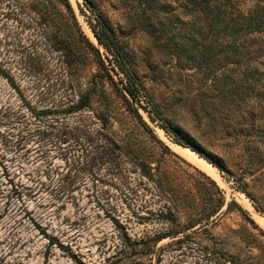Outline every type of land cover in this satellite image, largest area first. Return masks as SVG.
I'll list each match as a JSON object with an SVG mask.
<instances>
[{
    "label": "rangeland",
    "instance_id": "obj_1",
    "mask_svg": "<svg viewBox=\"0 0 264 264\" xmlns=\"http://www.w3.org/2000/svg\"><path fill=\"white\" fill-rule=\"evenodd\" d=\"M157 1L181 41L193 17L180 0ZM99 8L123 22L122 6ZM92 22L82 0H0V68L11 78L0 75V264H264V118L259 142L193 114L192 101L212 99L211 75L184 68L145 27L123 33L140 82L132 98ZM139 105L224 169L173 142Z\"/></svg>",
    "mask_w": 264,
    "mask_h": 264
},
{
    "label": "trees",
    "instance_id": "obj_2",
    "mask_svg": "<svg viewBox=\"0 0 264 264\" xmlns=\"http://www.w3.org/2000/svg\"><path fill=\"white\" fill-rule=\"evenodd\" d=\"M103 1H109L112 6L118 4L123 7L120 14L124 18L122 23L114 21L115 25L111 24L106 13L99 8ZM82 2L94 17L90 28L96 42L111 55L112 61L124 70L127 79L123 81L122 89L129 96L134 98L139 88L134 85L140 82L127 67L123 33H128L134 27H145L155 39H163L158 44L164 50L172 51L177 61H181L179 56L185 57L182 59L184 68L196 66L211 75L212 99L206 101L201 98L197 104L192 101L189 104L193 108L191 112L195 115L201 112L213 128L216 125L221 126V129L233 128L237 133L260 142L258 132L262 123L256 120L264 118V0H180L184 14L193 17L191 23H186L187 31L180 35L181 41L175 40L177 34L174 33L171 23L159 16L160 7L168 6L166 1ZM193 33L196 34L195 37L192 36ZM0 75L8 81L11 80L1 68ZM87 99V94L83 95L70 108H82ZM139 106L150 120L158 119L159 127L173 142L183 148L188 147L218 169H224L216 154L187 135L153 105L152 108ZM138 117L140 118L139 115ZM142 125L145 127L144 122ZM163 148L166 149L164 145ZM247 148L248 146L244 145L246 151ZM246 157L248 162L253 155L247 152ZM141 169L145 172L149 166L143 164ZM51 240L48 239V242L53 243Z\"/></svg>",
    "mask_w": 264,
    "mask_h": 264
},
{
    "label": "bare ground",
    "instance_id": "obj_3",
    "mask_svg": "<svg viewBox=\"0 0 264 264\" xmlns=\"http://www.w3.org/2000/svg\"><path fill=\"white\" fill-rule=\"evenodd\" d=\"M179 150V149H178ZM182 150V149H181ZM192 152V151H191ZM180 154V153H179ZM195 159V158H194ZM202 161V163L204 164V170L210 175L213 176L215 178L218 179V175H217V171L211 166L209 165L207 162H205L204 160L200 159ZM253 213H255L256 215H258L253 209H252Z\"/></svg>",
    "mask_w": 264,
    "mask_h": 264
}]
</instances>
